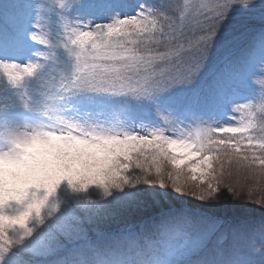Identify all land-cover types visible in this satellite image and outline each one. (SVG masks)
I'll use <instances>...</instances> for the list:
<instances>
[{"label":"snow or ice","instance_id":"obj_1","mask_svg":"<svg viewBox=\"0 0 264 264\" xmlns=\"http://www.w3.org/2000/svg\"><path fill=\"white\" fill-rule=\"evenodd\" d=\"M233 4L234 0L202 4L201 8L209 13L203 19L199 12L191 18L181 12L180 23L175 27L174 22L169 24L171 31L167 34L165 52L147 45L142 50L126 46L121 37L134 32L150 33L156 21L142 12L128 15L125 8L129 6L115 0H93L75 6L78 13L94 17L86 24L79 15L69 20L65 12L68 5L63 3L57 12L50 5L37 2L30 5L31 16L23 22H18L17 17L5 19L6 26L0 29V81L6 80L12 95L0 113L4 129L0 132V264H17V256L8 254L19 246L33 250L47 248L46 238H53L52 228L46 224L50 218L55 217L54 227L64 231L65 225L57 213L65 202L63 198L68 197L66 194L72 199L94 202L89 191L93 187L103 197H112L115 191L141 181L164 188L162 166L168 161L176 169L175 176L167 174L172 187L184 195L181 165L201 153L213 151L219 153L215 157L218 163L227 157L239 168L264 175V156L242 155L240 143H232V137L211 139L217 132L244 134L254 127L251 121L242 122L240 127L198 129L196 140L203 135L213 147L193 143L190 132L183 139L173 138L172 126L183 123L181 116L190 107L204 106L222 113L229 108L238 112L247 108L236 102L246 82H251L253 66L247 62L232 65L228 88L217 83L212 91L202 95L196 87L200 74L248 26L247 18H234L229 13ZM247 9L258 11L264 21V0L259 3L248 0ZM96 20L111 22L96 23ZM186 24L192 26L193 33L202 34L188 37L185 44L182 41ZM85 27L91 31H85ZM53 35L59 43H53ZM260 43L264 46V33ZM34 44L55 51L38 50ZM50 60L54 62L50 64ZM161 63L163 67L159 66ZM261 66L264 68V58ZM54 72L59 74V84L55 96H51L47 89L55 79ZM30 86L38 96L30 95ZM41 97L56 100L52 115L44 105L47 122L33 120L31 125L19 122L17 109L34 114L42 103ZM69 104L71 109L67 107ZM247 139L249 150L257 146L253 136ZM258 147L264 152V138L259 140ZM212 159L204 155L197 163L188 164L192 180L197 179L201 165L206 166L199 174L201 181L206 175L209 178L207 188L200 190V200L216 198L215 194L220 192L221 181L210 162ZM130 166L139 169L140 175L130 172ZM153 167L156 179L151 177ZM233 191L228 186V192ZM140 192L144 204L136 198L127 201L137 210L149 204V197L154 195L148 189ZM178 207L182 214L189 211L182 200ZM209 210L235 221L241 230L252 213L248 206L226 198ZM175 211L173 207L161 215L170 216ZM40 225L45 228L37 232ZM259 237L264 241V224L259 228ZM176 256L172 251L164 256L137 252L134 264H179ZM218 264H264V250L257 255L254 246H249L248 250L234 251Z\"/></svg>","mask_w":264,"mask_h":264},{"label":"trees","instance_id":"obj_2","mask_svg":"<svg viewBox=\"0 0 264 264\" xmlns=\"http://www.w3.org/2000/svg\"><path fill=\"white\" fill-rule=\"evenodd\" d=\"M92 1L67 0L65 2L68 5L66 14L71 18L79 15L86 24L88 20L94 19V17L85 13H78L75 11V6ZM125 1L115 0V2L121 4ZM129 2L133 3L132 7H134L132 15L142 12L149 19H159L161 25L160 29L155 30L153 28L150 33L134 32L128 37H121V39L126 41V46L142 50L147 45L157 52H165L168 46L167 34L171 31L169 24L174 22V27L178 25L181 12H184L189 18L199 12L202 13L200 18L203 19V15H208L209 13L201 8V5H211L216 3L217 0H129ZM219 2L222 3L223 0H219ZM255 2L259 3L260 0H255ZM247 3L248 0L247 2L246 0H234V4L229 8V13L234 18H247L248 26L238 39L227 50L218 55L207 70L203 71L198 77L196 87L201 91L202 95L212 91L217 86V83L220 84L221 82L220 85L225 86L227 84L226 80H229V78L224 72L232 69V65L235 63H249L263 47L260 43V36L264 33V21L261 20L258 11L253 13L247 9ZM140 5L141 7H139ZM7 18L6 14L0 13V29L6 26L5 19ZM95 22L106 24L111 21L96 20ZM7 26L10 27V25ZM191 27V25L186 24L183 30L185 39L182 42L185 44L188 37L202 34L199 31L193 33ZM84 30L91 31L87 27ZM133 41L135 43H132ZM172 43L174 45L176 42L173 41ZM87 47L91 50L90 45ZM35 48L48 51L42 45ZM187 55L186 53L185 58H187ZM53 62L54 60L49 61L50 64ZM159 66L163 67L164 65L161 63ZM53 76L55 79L51 80L50 87L47 89L48 94L51 96H55L59 84V74L54 72ZM29 93L30 95H39L35 88L31 86ZM11 95V86L7 84L6 80L0 81V113L4 111L3 106L8 102L7 98ZM41 101L51 109L56 106L55 99L41 97ZM211 110L212 108L204 106H193L188 108L185 113L196 115L198 111ZM17 112L20 113L17 118L23 119L27 115V120L31 124L33 120L36 122H47L48 119L47 116H42L38 111L34 114H28L22 109H17ZM254 117L256 119V128L252 134L260 140L264 138V114L255 113ZM1 130H3L2 121H0V132ZM211 139L216 141L224 140L216 136ZM206 145L213 147L208 142ZM240 145L242 155L251 157L258 154L264 156V152L260 149L251 152L247 145L242 143ZM210 153L213 157V168L216 169L217 178L221 181L219 184L220 192L215 194L216 198L200 200L198 198L200 190L206 189L208 182L192 180L185 168H181L182 175L180 179L185 184V189L190 191L184 195L176 193L167 175L172 173L175 176L176 169L170 162L165 161L162 166L166 181L164 188H161L159 184H144L141 181L139 184L126 186L123 191H115L112 197H103L101 192L93 187L89 191L94 202L72 199L70 194H66L68 197L63 198L65 202L57 213L60 216V222L65 225V229L62 231L54 227L57 222L55 217L46 221V224L52 228L53 238H46L47 248L43 249V252H49L54 247L64 246L65 248L61 252L57 254L49 253L48 256H45V253L36 254L33 249L19 246L14 248L9 256L15 254L17 256V264H90L89 259L93 251L101 253L113 247L118 241L123 240L127 232L131 234L130 237L135 242L148 243L153 240L158 236V225L162 218L169 221L170 225H178L186 230L188 232V244L196 250H200L199 255L189 261L181 257L179 264H211V262H217L218 264L219 261L225 259L234 251L248 250L249 246H254L257 254V248L264 244V241L259 237V228L264 224V175H260L258 171L252 172L239 168L235 161L229 162L227 157L218 163L215 157L219 153L217 151ZM221 164L223 168H221ZM129 171L135 175H140V170L134 167L130 166ZM151 177L156 179L154 167ZM228 186H232L234 191L228 192ZM141 189H148L154 195L149 197L151 201L149 204L137 210L130 207L127 201L136 198L139 203L144 204L143 193L140 192ZM192 189L195 190L197 195L189 193ZM125 193H128L129 196L126 197ZM236 193L239 195H236ZM225 198L228 201L246 205L252 210L251 217L246 222L244 230H241L235 221L209 210L210 206H218L224 203ZM180 200L184 201V207L189 210L186 215L182 214L178 207ZM257 201L262 202L257 203ZM173 207H176V211L170 216L161 215L162 211L167 213ZM215 218L218 220H215ZM212 221H215L216 225L213 229H207L206 223ZM44 228V225H40L37 228V232ZM204 234L206 235L205 240H201L202 242L200 241L197 244V239Z\"/></svg>","mask_w":264,"mask_h":264},{"label":"rangeland","instance_id":"obj_3","mask_svg":"<svg viewBox=\"0 0 264 264\" xmlns=\"http://www.w3.org/2000/svg\"><path fill=\"white\" fill-rule=\"evenodd\" d=\"M67 0H0V13L6 14V16L9 17H17L18 22H23V20L26 17L31 16V7L30 5L40 2V3H46L50 5L55 11H60L61 3L66 4ZM131 1V0H130ZM93 2V1H92ZM129 0H126L123 2V4L128 5L129 7L125 8V11L128 15H132L133 3H128ZM141 7V5L139 6ZM132 8V9H131ZM66 12V9H65ZM147 14V13H146ZM68 19L72 20L68 14ZM123 19V16L120 17ZM156 21L155 30L160 29L161 21L159 19H154ZM163 21V20H162ZM53 43H59L58 40H56L55 35L52 37ZM34 47L41 46L40 44H34ZM43 46V45H42ZM55 49H48V51H52ZM264 58V46L259 51L258 55L251 59L249 62L250 65L253 66V73L251 76V82L247 83L243 93L241 96L237 99V103L247 105V108L243 112L233 111L231 108L228 109L226 113L219 112L217 110L212 109L211 111H198L196 115H193L191 113H185L183 116H181V120L183 123L173 125L172 127L175 129V132L173 134V138H179L183 139L185 136L188 135L190 132L192 134V140L193 143H203L206 145L208 142V138L201 135L199 141L196 140V132L198 129H205L209 126L212 128L217 127H240L242 125V122L247 124L248 121H251L254 127H250L249 130L244 133H228V132H217L213 133L211 138L213 137H221L223 139H226L227 137H232V143H242L248 146V136H253L252 132L256 128V119H255V113L257 114H264V68L261 66V59ZM229 80H226L227 84L224 86L225 88L230 87L231 85V76H232V69H228L224 72ZM221 78V77H220ZM222 80V79H221ZM220 82V81H219ZM221 84V82H220ZM69 106L72 107L71 104ZM41 109V111H40ZM71 109V108H69ZM44 103H41L38 112L44 115L45 112ZM49 115H52L51 108L48 106ZM58 115H64V113H57ZM17 120L21 123H28L31 125V123L28 120H25L24 118L20 119L17 118ZM4 130V129H3ZM1 130V132H3ZM168 134V133H166ZM182 134V135H181ZM244 136V137H243ZM255 141L257 143V146H254L251 150V152H254L256 149H259L258 142L259 139L254 137ZM204 155L212 156L210 152H204L201 153L200 156L193 157L190 161L186 162L185 164L181 165V168H185L187 172L189 173V177H192L193 173L188 167V164H195L198 160H201ZM255 156H262L256 154ZM213 165V159L210 161ZM206 166L201 165L200 170L197 172V181H201L199 179L200 171H202ZM209 172L212 171V169L208 170ZM208 176L206 175V178L204 181L201 182H208ZM190 189V188H189ZM190 190L185 189V194ZM195 192V190H191L192 193ZM186 196V195H185ZM215 220H218L215 218ZM216 225L215 221L207 222L206 228L207 229H213ZM159 227V233L156 238L149 241L148 243H139L132 240L130 242V235L127 234L123 239L124 243H119L111 247V249L108 251L107 254H101L99 252H92L91 257L89 259L90 264H130V261L132 264H134L135 256L137 252L144 253L146 255H151L153 253L164 256L169 251L176 252L177 256L174 257L178 262H180V258H184V260L189 261L193 257L199 255L200 250H196L193 246L188 244L187 236L188 232L184 229H182L178 225H170L169 221H167L165 218H162L160 220V223L158 225ZM205 234L202 237H199L197 239V244L200 241L205 240ZM201 241V242H202ZM131 244V245H130ZM64 246L62 247H54L53 249L49 250V252H43L42 247H38L34 250V252L37 254H43L45 253V256H48L49 253H59L61 250H64ZM261 250H264V244L260 245L257 248V254ZM181 253H188L187 255H180ZM10 255V253L8 254Z\"/></svg>","mask_w":264,"mask_h":264},{"label":"clouds","instance_id":"obj_4","mask_svg":"<svg viewBox=\"0 0 264 264\" xmlns=\"http://www.w3.org/2000/svg\"><path fill=\"white\" fill-rule=\"evenodd\" d=\"M246 2H247V0H246Z\"/></svg>","mask_w":264,"mask_h":264}]
</instances>
